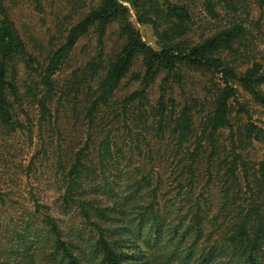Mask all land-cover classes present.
I'll use <instances>...</instances> for the list:
<instances>
[{"label": "trees", "instance_id": "1", "mask_svg": "<svg viewBox=\"0 0 264 264\" xmlns=\"http://www.w3.org/2000/svg\"><path fill=\"white\" fill-rule=\"evenodd\" d=\"M57 1L37 51L0 0V159L34 147L50 191L0 192V264H264V0Z\"/></svg>", "mask_w": 264, "mask_h": 264}, {"label": "rangeland", "instance_id": "2", "mask_svg": "<svg viewBox=\"0 0 264 264\" xmlns=\"http://www.w3.org/2000/svg\"><path fill=\"white\" fill-rule=\"evenodd\" d=\"M6 5L15 21L16 27L27 41L28 46L32 50L44 51L50 45H56L59 42V21L62 20L70 5L61 4L57 0H42V10L37 11L34 4L30 0H5ZM127 4V3H126ZM257 16V15H256ZM75 18V17H74ZM143 38L151 44V34L148 26L137 24ZM261 27L264 30V13ZM264 40V36L262 37ZM260 49H264V41L257 42ZM94 54V40L90 37H83L70 53L69 57L62 65V69L57 73L56 78L62 81L69 72L83 64L89 57ZM186 84L189 87H195L197 91L201 88L197 83V79H190ZM137 88L136 83H130L129 86L122 90V93L130 92ZM156 85L150 91L152 99L156 97ZM253 118L264 122V110L252 106ZM264 126V124H263ZM15 146L14 155L17 163L14 164L10 160L5 162L0 159V192L6 193V197L14 200H23L26 202L30 196V189L41 194H49L50 191L46 188L44 180L49 176V171L45 167H40L38 164L31 172L24 169L21 170L19 163L26 165L35 150L34 147H29L27 143L14 139L12 143ZM264 151V145L255 143L250 149V157L258 160ZM7 159V157H5Z\"/></svg>", "mask_w": 264, "mask_h": 264}]
</instances>
